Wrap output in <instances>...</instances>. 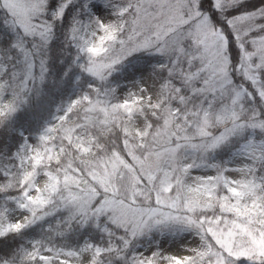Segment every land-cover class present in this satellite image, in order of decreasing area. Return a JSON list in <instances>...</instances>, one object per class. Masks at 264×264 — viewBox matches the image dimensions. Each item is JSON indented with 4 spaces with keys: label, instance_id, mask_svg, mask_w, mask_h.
Wrapping results in <instances>:
<instances>
[{
    "label": "snow or ice",
    "instance_id": "obj_1",
    "mask_svg": "<svg viewBox=\"0 0 264 264\" xmlns=\"http://www.w3.org/2000/svg\"><path fill=\"white\" fill-rule=\"evenodd\" d=\"M0 264H264V0H0Z\"/></svg>",
    "mask_w": 264,
    "mask_h": 264
},
{
    "label": "rangeland",
    "instance_id": "obj_2",
    "mask_svg": "<svg viewBox=\"0 0 264 264\" xmlns=\"http://www.w3.org/2000/svg\"><path fill=\"white\" fill-rule=\"evenodd\" d=\"M194 174H198V173H194ZM232 175H235V174H232ZM172 241L168 238L164 239L161 241V244H162V247L168 249L169 251H177V248H178V244L179 243H187L186 240H178L176 243L173 244V246L171 248H168V244L171 243ZM193 244H195V241L193 240L192 241Z\"/></svg>",
    "mask_w": 264,
    "mask_h": 264
}]
</instances>
